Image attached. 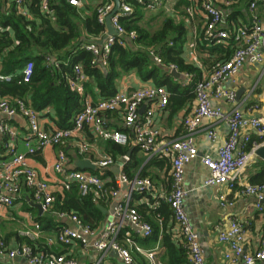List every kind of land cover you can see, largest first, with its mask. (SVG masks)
Segmentation results:
<instances>
[{
    "label": "built area",
    "instance_id": "built-area-1",
    "mask_svg": "<svg viewBox=\"0 0 264 264\" xmlns=\"http://www.w3.org/2000/svg\"><path fill=\"white\" fill-rule=\"evenodd\" d=\"M75 6L81 0H67ZM144 9L155 11L163 6L162 0H137ZM257 0L249 2L250 23L237 25L229 18L227 9L235 0H188L184 5L185 15L189 20L198 16L202 21L201 29L204 38L210 42L225 43L229 39L233 42V50L228 59L217 63L212 69L204 73L193 83L194 106L185 115L181 124L184 134L174 140L160 141L161 130L154 126V117L163 112L169 102V91L163 85L144 84L132 91H117L114 95L98 101L85 99L82 109L78 111L69 127H58L53 124L44 126L48 122L44 110L38 111L28 105L23 99L12 96H0V213L11 209L20 197L23 187L29 191L28 201L31 205H39L41 213L51 214L57 219V231L53 236H47L40 242L41 224L32 220L31 226H24L21 235L40 246H33L24 242L15 248H10L4 237L0 236V257L10 260L23 258L27 264H78L75 250L80 254H87L93 249L99 254L98 258L88 264H99L105 260L111 250L117 252L121 264H133L137 255L145 258L147 264H160L156 258L158 247L146 249L131 235L125 236V244L119 237L123 222L127 221L134 227L139 236L146 238L152 233V225L143 221L136 207L132 206L134 194L144 193L152 189L149 177L129 178L118 166L116 176L109 182L103 181L99 175L76 169L68 157L65 146L70 139L80 136L84 126H88L94 135L103 139L112 140L125 145L129 135L133 137L136 146L148 156H167L171 159L170 190L167 194H159L171 209L173 221L176 225V236L180 238L186 250L190 264H205L203 250L197 232L192 228L188 215L184 209L185 166L198 155L193 140L202 122L208 120L206 135L210 140L217 137L216 125L224 120L228 134L222 145L219 146L215 158L201 155L203 165L209 169V176L204 184L235 191L237 194L252 196L255 207L264 212V180L248 182L244 172L247 166L257 156L256 150L264 146V113H246L238 104L236 89L225 88L226 81L234 82L241 67L248 62L262 61V52L259 46L264 45V22H261L255 6ZM13 3L18 14L29 16L26 0H8ZM50 0H39L40 9L46 11ZM219 3L222 4L219 5ZM114 1H108L97 7V19L105 24V17L113 9ZM132 6L126 0H120L119 10L111 17V24L117 34L109 36L98 45L91 41L85 45L93 53V61L97 66L105 67L107 56L112 44L117 41L124 45L123 38H135V33H126L120 17L130 15ZM3 28L0 24V31ZM153 60L160 64L161 58L153 50H149ZM170 70L175 65L168 66ZM33 64L28 62L21 72L3 73L0 71V81L11 82L17 78L18 83L30 81ZM177 70V69H176ZM74 79L71 86L78 92H83L82 83L87 76L79 64H74ZM184 85L192 82V75L182 72ZM212 100L224 101L231 108L226 112L220 107H214ZM144 105V112L139 109ZM258 106L254 105L253 109ZM120 109L123 124L129 129L127 133L110 130L102 118L104 112ZM22 118L25 121V134H20V126L12 121L13 118ZM54 123V121H53ZM255 133V137L251 133ZM22 141L25 151L18 150V142ZM46 147L54 148V161L47 168L55 176L53 181L44 178L38 170L28 162V157ZM76 149L81 157L89 151V144L83 140L77 141ZM127 160L126 155H122ZM98 167L115 165L114 158L106 155L95 161L90 160ZM75 185L81 196L90 197L95 204L110 202L112 204L113 219L103 226H92L76 213L53 209L57 194H62ZM220 204H231L225 192L217 195ZM161 223L159 215L156 217ZM217 239L227 246L224 257L231 263L258 264L264 262V232H262L253 249L246 248L249 241L243 222L232 217L217 223ZM59 245L61 251H53L49 247Z\"/></svg>",
    "mask_w": 264,
    "mask_h": 264
},
{
    "label": "crops",
    "instance_id": "crops-1",
    "mask_svg": "<svg viewBox=\"0 0 264 264\" xmlns=\"http://www.w3.org/2000/svg\"><path fill=\"white\" fill-rule=\"evenodd\" d=\"M6 1V7H8V0ZM103 1L81 0L80 5L76 7L80 10L81 15L85 17L90 14L94 6L100 4ZM180 1L181 0H162L163 6L161 8L155 11L144 9V12L145 14L147 12L157 15L160 14L162 15V18L166 16H172L177 21L184 20L187 27V37L183 45L182 55L186 61L193 62L199 67L201 77L208 71V69H206L200 63V59L205 56V53L202 54L199 50H197L196 47V38L198 36L199 30L202 27V21L198 16L189 20L183 10L185 4H179ZM250 1L251 0H235V3H233L229 9H227L229 13L228 19L232 20L234 24L236 23L237 25L249 24L251 15L249 12ZM3 3L5 7V2L3 1ZM219 5L222 6L221 3H219ZM254 12L257 13V16L261 22H264V0L256 1ZM231 15L234 17V19L231 17ZM105 33L106 28L100 37H94L91 39V41L101 39ZM258 49L262 52V61L254 62L248 60V62H246L241 67L234 82L226 81L224 83L225 88L236 89V93L240 90L239 96H236L237 101L239 106L246 113H264V45L261 44ZM98 67L101 69L104 68L102 66ZM166 69L171 72L169 68ZM179 74V77L175 76L178 79V82L182 86H187L188 84L184 85L185 79L183 78V73L179 72ZM144 84L153 85L156 83L153 80H143L137 75V73L130 71L128 73H124L119 78L117 82V91H132ZM190 93H192V90H190ZM169 94L170 99L171 93L169 92ZM176 95L177 101H172L170 103L168 102L167 108L160 114H156L154 117V126L161 130L159 138L160 141L174 140L182 136L185 132L181 124V120L192 110L194 106V97L179 107V102L183 100L184 97L183 94ZM85 99L92 101H98L102 99L99 96L97 87L94 83L90 85V91L84 96V100ZM212 105L214 107H220L222 111L226 112L231 108L230 104L224 101L212 100ZM254 105L258 106L256 110L253 109ZM141 107H143V110L140 111L139 109V112L142 114L145 107L144 105ZM43 110L45 111L44 114L47 115L46 118H48V122H46L44 126L49 124L52 126L55 124V122L53 123L54 111L52 108L46 107ZM102 118L105 120V124L110 130H118L129 135V129L123 124L122 112L120 109L111 112H104L102 114ZM12 121L20 126V134H25L26 127L24 119L15 117L12 119ZM208 124V120H204L199 130L193 135V140L197 147L199 156L192 159L185 166L184 189L186 194L184 196V209L188 215V219L192 228L198 234V239L203 250L205 264H242L240 262L231 263L224 257V253L227 251V246L218 241V228L216 225L218 222H224L232 217L240 219L244 224L249 240L245 246L248 249H253L256 247L259 235L264 232V212H259L256 209L255 199L252 196L237 194L235 191L227 190L225 186L218 188L204 184V181L209 176L210 172L209 169L202 164L200 156L209 155L215 158L217 156L219 146L222 145L228 134V128L225 121L220 120L216 125L217 137L215 140H210L207 137L205 130ZM251 134L253 137L256 136L253 132ZM79 140H83L89 144L90 149L84 157H81L76 149V144ZM113 144L125 147L127 151L125 154H119L118 149L115 148ZM18 150L25 151L22 141L18 142ZM65 150L72 162L73 167L74 162L78 159L87 158L89 160L95 161L106 155H111L114 158L115 165L111 167L95 166L94 170H83L91 173L96 172L94 174L99 175L100 178L106 183L112 180L118 173L112 169L114 166H121V170L124 172L125 164L133 165L134 167L131 169L132 173H134L133 177L139 176V173H147L146 177L151 179L152 189L144 193L134 194V198L131 202L132 206L136 207L141 219L143 221L149 222L150 224L151 222L143 217L142 212H145L153 221L157 223L158 221L156 217L159 215L162 220L161 223L158 224L162 225V223L165 222L167 232H169L171 239L181 243L180 238H178L175 234L176 225L173 221L172 212L169 206L164 205L166 202L158 197L159 194H167L170 190L171 159L169 157L160 155L148 156L142 150L137 148L133 137L130 135L128 142L125 145L118 143L116 144V142L112 140L97 137L88 126H84L78 139H70L69 143L65 146ZM132 153L135 155V158L132 157ZM115 154L117 155L115 156ZM122 155H126L128 159L124 160ZM54 156V148L46 147L43 150L38 151L36 154L29 156L28 162L34 166L44 178H48L49 180L53 181L54 177L56 176L50 168H47L53 163ZM261 166H264V159L260 158L259 156H255L244 172L245 179L248 182H251L255 174L262 170ZM220 191L226 193L231 204H227L225 206L220 204V201L217 198V195ZM20 194V197L11 209L5 213H0V236L5 238L10 248H15L25 242V237H23L20 232L24 229L25 225L31 226L32 220L29 218L28 213H30L31 217L35 221H37L36 217L41 216L50 218L54 223H56V226L53 229H42L39 238L40 242H44L47 236L55 235L57 231V219L51 214L39 213V209L35 205H31V203L28 201L29 191H27L25 187L22 188ZM98 206L104 213V220L98 225V227H101L113 219V211L111 201L102 203ZM159 207L161 208L162 212L156 210ZM168 211V216H165L164 214ZM107 216L110 217L108 220ZM126 227H128L129 230L125 231V233L120 237V239L123 241V244H125V236L131 235L139 242L140 245L146 249H151L157 246L158 250L156 253V258L158 262L160 264L168 263V256L166 254L165 247L162 244V236L164 232L162 233V231H159L156 240H149L142 243V240H139L142 239V237L139 236L137 230L127 221H124L121 230ZM49 248L56 252L63 249L59 245H52ZM79 251V248L75 250V254L78 256V264H88L90 261L97 259L99 256V254L93 249L89 250L87 254L83 255L80 254ZM113 261H116L117 264H121L118 257L111 255L109 252L105 260L99 264H116ZM0 264H27V262L23 258L10 260L0 257ZM133 264H137V262L135 261ZM258 264H264V262H259Z\"/></svg>",
    "mask_w": 264,
    "mask_h": 264
},
{
    "label": "trees",
    "instance_id": "trees-1",
    "mask_svg": "<svg viewBox=\"0 0 264 264\" xmlns=\"http://www.w3.org/2000/svg\"><path fill=\"white\" fill-rule=\"evenodd\" d=\"M5 2V7L4 3ZM103 1V0H102ZM94 6L87 16H82L80 10L67 0H50L46 11L40 9L39 0H26L29 16L18 14L13 3L0 0V71L3 73H19L23 67L33 64L32 76L26 83H18L17 78L11 82L0 81V96H12L23 99L28 105L38 111L51 107L54 111V122L58 127H69L74 115L82 109L84 96L90 91V85L95 84L101 98H107L117 92L119 78L130 71H134L143 80H153L163 85L171 93L169 103L177 101L176 94H183L184 101L179 107L194 97L190 93L193 83L200 77L199 67L188 62L182 55L183 45L187 37V27L184 20H175L172 16L163 18L161 24L153 31L146 24L144 7L137 0H126L132 8L130 15L120 17L127 34L135 33V38H123L124 45L115 41L107 56V64L101 69L93 61V53L85 48L92 38L100 37L105 30V24L97 19V7ZM179 4H188V0H181ZM232 17V15H231ZM234 19V17H232ZM196 47L205 56L201 64L206 69H212L217 63L229 58L233 50L231 39L225 43L208 42L204 32L199 30ZM153 50L161 58L156 63L149 53ZM74 64H81L84 74L88 77L82 83L83 92H78L71 86L74 79ZM175 65L178 72L192 75V82L182 86L178 79L166 68ZM173 112V111H172ZM117 144V143H116ZM119 154H125L127 149L113 144ZM138 148V147H137ZM117 154H115L116 156ZM132 157L135 155L132 153ZM133 165L125 164L124 173L133 178ZM258 171L251 182L264 180V166ZM96 173V172H92ZM139 177H146L147 173H139ZM138 195V194H137ZM167 204V203H166ZM165 206H168V204ZM170 208V207H169ZM53 209L76 213L84 222L98 226L104 220V213L98 204L88 196H81L75 185L62 194L56 195ZM161 211L159 207L156 209ZM171 210V209H170ZM143 217L151 222L152 233L142 238V243L156 240L162 231V244L168 256L167 264H190L182 243L171 239L166 229V223L159 225L145 212ZM168 213H162L168 216ZM37 221L42 229H53L56 223L52 219L38 216ZM129 230H121L119 237ZM25 242L33 243L27 238ZM137 264H147L144 257H136ZM117 264L116 261H113Z\"/></svg>",
    "mask_w": 264,
    "mask_h": 264
},
{
    "label": "water",
    "instance_id": "water-1",
    "mask_svg": "<svg viewBox=\"0 0 264 264\" xmlns=\"http://www.w3.org/2000/svg\"><path fill=\"white\" fill-rule=\"evenodd\" d=\"M114 1V7L113 9L107 14V16L105 17V28H106V33L102 36L101 39L98 40H93L94 42H96L98 45H103L104 41L112 35H116L117 32L115 30V28L113 27V25L111 24V17L113 16L114 13H116L119 10L120 7V0H113ZM171 73L174 74V76L179 77L180 74L176 69H172ZM240 94V90L237 92V97ZM143 110V107L140 108V111ZM256 154L257 156H259L260 158L264 159V146L258 148L256 150ZM74 167L78 168L80 170H94L95 169V165L87 158H82V159H78L74 162ZM112 169H114L116 172H118L119 168L118 166H114L112 167ZM35 206L39 209V213H41V209L39 207V205L35 204ZM110 254L117 257V252L115 250H111Z\"/></svg>",
    "mask_w": 264,
    "mask_h": 264
},
{
    "label": "rangeland",
    "instance_id": "rangeland-1",
    "mask_svg": "<svg viewBox=\"0 0 264 264\" xmlns=\"http://www.w3.org/2000/svg\"><path fill=\"white\" fill-rule=\"evenodd\" d=\"M145 18L149 20V23L146 24L147 27L149 28V30L153 31L155 30L162 22V15L160 14H153L151 12H147L145 14ZM4 116L3 115H0V119L3 118ZM110 217L107 216V220L109 219Z\"/></svg>",
    "mask_w": 264,
    "mask_h": 264
}]
</instances>
